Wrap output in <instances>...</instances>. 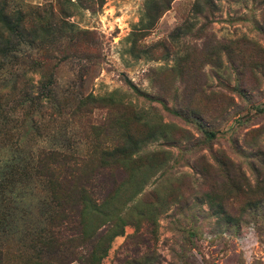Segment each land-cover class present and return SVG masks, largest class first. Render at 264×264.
<instances>
[{"label": "rangeland", "instance_id": "obj_1", "mask_svg": "<svg viewBox=\"0 0 264 264\" xmlns=\"http://www.w3.org/2000/svg\"><path fill=\"white\" fill-rule=\"evenodd\" d=\"M25 1L41 26L53 11L79 30L45 53L55 139L75 112L104 125V142L148 138L166 162L137 198H163V210L127 226L100 264H264V0H214L203 14L174 0L147 29V0ZM113 92L123 106L85 101Z\"/></svg>", "mask_w": 264, "mask_h": 264}, {"label": "trees", "instance_id": "obj_2", "mask_svg": "<svg viewBox=\"0 0 264 264\" xmlns=\"http://www.w3.org/2000/svg\"><path fill=\"white\" fill-rule=\"evenodd\" d=\"M147 1L142 29L153 27L174 0ZM193 7L203 14L216 5L194 0ZM50 13L54 22L46 28L39 24L42 8L0 0V264H100L127 226L153 221L164 208L163 198L137 199L166 167L148 138L104 142V125L77 120L74 112L59 115L75 130L67 133L65 126V138L55 139L53 113L42 108L56 109L60 97L45 74L51 59L45 53L79 30L58 25ZM127 85L142 96L131 81ZM116 95L85 101L123 106ZM144 126L153 127L148 120ZM151 132L172 142L168 131Z\"/></svg>", "mask_w": 264, "mask_h": 264}, {"label": "built area", "instance_id": "obj_3", "mask_svg": "<svg viewBox=\"0 0 264 264\" xmlns=\"http://www.w3.org/2000/svg\"><path fill=\"white\" fill-rule=\"evenodd\" d=\"M249 238V237H248Z\"/></svg>", "mask_w": 264, "mask_h": 264}]
</instances>
